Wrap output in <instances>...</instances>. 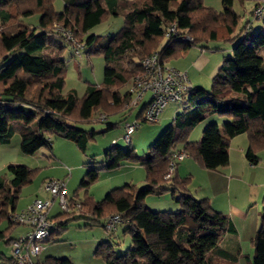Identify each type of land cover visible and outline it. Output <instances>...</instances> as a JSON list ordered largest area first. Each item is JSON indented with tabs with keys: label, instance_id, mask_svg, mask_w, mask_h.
Masks as SVG:
<instances>
[{
	"label": "trees",
	"instance_id": "1",
	"mask_svg": "<svg viewBox=\"0 0 264 264\" xmlns=\"http://www.w3.org/2000/svg\"><path fill=\"white\" fill-rule=\"evenodd\" d=\"M234 1L223 0V9L217 12L206 7L203 0H64V11L57 13L56 0H0V147L9 145L19 133L23 155L33 156L43 148L52 151V136L74 139L85 152L96 132L84 131L73 122H88L94 113L103 122L118 114V107L127 116L144 102L136 120L124 121V131L127 123L136 122L139 127L144 122L156 123L170 104H183V111L146 153L138 155L133 149L112 143L99 167L97 163L88 166L79 189L88 190L102 171H116L128 164L145 169L146 186L128 184L112 189L101 201H94L88 194L82 201L77 192L69 198L80 205L78 210L64 213L60 209L59 216L49 218L57 220L51 238L56 229L67 225L68 222L58 224V219L65 215H88L84 218L88 222L85 228L101 224L106 230L108 217L118 214L122 224H126L123 233L131 238V245L118 254L111 242L100 243L94 255L106 264L237 263L238 255L219 248L224 235L234 232L229 216L214 210L208 199L198 200L190 194L191 176L180 178L176 170L170 180L165 179L170 159L179 153L188 154L205 170L227 166L230 141L241 134L249 137L246 158L251 164L258 162L257 154L264 150V61L260 55L264 51V17L257 31L250 28L253 18L238 30L240 17L233 10ZM30 16H39L36 26L21 21ZM114 17L123 19L117 33L105 37L92 33L95 27ZM173 26L178 35L191 41L183 42L170 33ZM59 28L70 32L72 38ZM55 36L67 41L76 55L80 56L87 47L88 57H104L103 82L89 86L82 99L74 90L63 94L67 65L60 57L64 48L54 40ZM219 43L229 44L232 55L223 60L211 87L196 88L191 84L192 92L182 102L167 105L158 121L144 117L153 102L151 92L145 93L135 106L131 105L130 93L121 92L142 73L146 59L156 56L163 68L172 67L169 61L177 59L182 51L190 47L207 50L211 49L210 44L222 48ZM50 48L54 54L45 53ZM147 94L151 96L145 101ZM212 114L227 120L221 126L211 123L200 141H189L191 132ZM34 175L35 170L16 163L0 174V224L8 222L7 228L0 231V241L10 247L18 239L10 238L11 231L22 226L15 225L11 216L18 209L24 185L32 182ZM166 193H172L179 209L150 211L146 199ZM251 242L255 251L251 264H264V209L261 227ZM13 259L12 253L0 256L9 264H14ZM34 264L73 263L49 257Z\"/></svg>",
	"mask_w": 264,
	"mask_h": 264
},
{
	"label": "rangeland",
	"instance_id": "2",
	"mask_svg": "<svg viewBox=\"0 0 264 264\" xmlns=\"http://www.w3.org/2000/svg\"><path fill=\"white\" fill-rule=\"evenodd\" d=\"M253 1L254 0L234 1L233 10L240 17L238 30H240L242 27L244 28L250 19H252V15L250 16V10L253 5ZM203 4L206 7L213 8L217 12H221L223 9V0H203ZM54 9L57 13H62L64 11V0H56L54 3ZM38 20L39 16H30L21 19L23 23L32 26H36ZM253 22L254 27H252V30L257 31L262 21L257 20ZM74 25L77 26V22H74ZM122 26L123 19L114 17L107 22L95 27L92 30V33L105 37L117 33ZM54 40L58 41L63 46L64 50L60 54V57L66 62L67 65L65 76L66 85L63 93L67 94L68 92L74 90L76 91L77 96L82 99L89 86H99L103 82L105 73L104 57L103 55H94L88 57L85 54L88 50L87 47L85 50H83L80 56L76 55L67 41L57 36L54 37ZM218 46H221L224 49V51H222L220 54L226 56V49L230 47L229 44L219 43ZM51 50V48L48 49L46 53ZM230 55H232V53ZM128 85L129 92L131 86L130 82ZM210 85L206 89H209L211 87ZM150 96L151 94H147L145 101H147ZM142 104H144V102ZM111 105L114 106L113 104ZM125 109L126 107L124 106V110ZM139 110L140 108L134 110V114H132L133 120L138 116L140 112ZM117 111H119L118 114L111 115L103 122H101L102 120L98 121L100 116L98 113H94L91 120L88 122H73L74 126H77L84 131L96 132L94 139L87 143V148L83 153L79 152L77 144L74 140L61 139L58 136H52L50 137L52 151H50L48 148H43L33 156L23 155L19 148L20 136L17 135V139L13 143V148H16L15 145H17L18 155L15 156L13 151L8 157H10V159L16 164L24 165L30 170H35V175L32 182L25 184L22 189L17 212L25 209L33 202V200L37 197L35 195L39 190L41 181L49 176H52L54 180L62 181L64 179L69 197H74L78 192L79 199L82 201L85 199L86 194H88L95 201H101L105 198L108 191H111L112 189L123 188L128 184L136 185L138 188H144L146 186V172L144 168H126V165H124L122 168L116 171H102L97 181L88 190L79 189V186L87 173L88 166H92L94 163H97L96 167L100 166V163L105 160V151L111 148L112 140L116 142V147L122 149H133L138 155L146 153L149 147H151L162 135V133L169 127L174 117L183 111V104H175L167 107L160 115L159 121L156 123H141L140 127L133 136L131 145L126 144L125 140L123 139L124 121H132L130 120V115L126 116L122 114V107H118ZM113 112H115V110ZM209 120L210 117L208 116L204 122H202L192 131V133L189 135L190 141H199L195 139L198 136L200 130L203 133V131L206 129L205 128L203 130L204 126L208 127L211 124H208ZM225 120L227 119L225 118L224 121ZM222 124L223 122H221L219 125L221 126ZM110 125H112V129H109ZM56 155H58V157ZM68 169L70 170L69 172ZM6 172L7 166L0 168V174H5ZM166 194H168L167 198L169 201H166V197H164ZM166 194L161 197L156 195H151L148 197L151 198L149 199L148 203L150 208L147 206L150 211H176H170V205L172 204L170 203L172 200V193ZM39 195L47 197V194L43 192V189L40 191ZM22 206L25 207L22 208ZM61 213L62 212L59 208V204L55 203L53 209L49 212V218L59 216ZM84 218H89V216L85 214L80 215L76 212L68 216L65 215L58 219V224L68 222L67 225L65 227H61V229H56L50 241H47L44 244V249L39 258L34 257L33 260L35 262L43 263L47 258L53 257L57 259H68L73 264H102L104 261L94 255L95 250L97 249L96 239L101 233L108 235V241L114 244L118 254L122 253L124 250L126 251L128 247H130L131 238L125 236L123 233L126 229V224L120 225L121 227L119 229V233L116 235V232L110 233L105 230L101 224L92 228H85L88 222ZM51 221L57 223L56 219ZM102 222L103 220H101V223ZM7 226V221L2 222L0 224V231L6 229ZM22 227L23 226L15 227L10 233V238H19L22 233L20 232ZM11 253V247L4 241H0V256L3 254L11 256Z\"/></svg>",
	"mask_w": 264,
	"mask_h": 264
},
{
	"label": "crops",
	"instance_id": "3",
	"mask_svg": "<svg viewBox=\"0 0 264 264\" xmlns=\"http://www.w3.org/2000/svg\"><path fill=\"white\" fill-rule=\"evenodd\" d=\"M261 2H264V0L253 1V5L250 10V16L252 15L253 9ZM251 21L252 20L250 19L249 22ZM253 23L254 22L252 21L250 28L254 27ZM210 45L211 49L207 50H203L200 47H190L187 50L182 51L177 59L169 61L168 64L180 71L187 73L188 78L194 87L206 89L210 84H212V79L222 65L225 57L229 56L232 51L231 47L227 48V55L224 56L220 54L222 51H224L223 48H217L213 44ZM46 54L54 53H52L51 50ZM260 55L264 61V51H261ZM121 92L123 94H128V86L124 87ZM143 107V104L138 106V108H140L139 114L143 111ZM138 108L134 110H137ZM134 110L128 114L130 115V120H133L132 114H134ZM209 117L210 120L208 124L213 122L220 124L224 121V118H219L214 114ZM134 120H136V118ZM205 128L206 127L204 126L203 130ZM17 135H19V133L14 135L9 145L0 147V168H4L14 163L8 156L13 151L15 156L18 155L17 145H15L16 148H13V143L16 141ZM200 136L202 137L201 130L195 140L200 141ZM74 141L76 142V140ZM113 141L114 140H112V142ZM248 147V135L241 134L234 137L230 141L229 164L227 166L216 171H209L203 169L197 163V161L188 157L185 161L179 164L176 173V176L180 178H186L189 176L192 177L189 191L194 198L198 200L208 199L214 210L229 216L234 226V232L224 235L220 242L219 248L231 255H238L239 258L235 264H251V259H253L255 256V251L252 247L251 241L254 234L261 227L262 212L264 209V150L257 154L259 158L258 162L256 164H251L246 158ZM78 150L79 152L83 153L79 148ZM56 156L58 157V155ZM125 167L137 168L140 166L128 164ZM69 171L70 170L68 169V172ZM49 179H53V177L49 176L41 181L39 190L35 196H42L39 195L40 191H42V184ZM167 195L168 194H166L164 197H166V201H169ZM149 199L151 198L147 199L145 203L146 206H148ZM170 203H172L170 205V211H177L179 209L178 204L173 200H171ZM24 207L22 206V208ZM120 227L121 226H119L117 229L116 235L119 233ZM28 231L29 228L23 226L20 230V232H22L20 237L26 234ZM102 242H108V235L105 233L99 234L96 239V246ZM216 261H218V259H216Z\"/></svg>",
	"mask_w": 264,
	"mask_h": 264
},
{
	"label": "built area",
	"instance_id": "4",
	"mask_svg": "<svg viewBox=\"0 0 264 264\" xmlns=\"http://www.w3.org/2000/svg\"><path fill=\"white\" fill-rule=\"evenodd\" d=\"M263 17L264 2L254 8L252 20H261ZM58 30L69 39L72 38L70 32H65L62 28ZM169 32L176 34L183 42L191 41L189 37L178 35L175 26ZM78 47L81 48L80 45ZM130 85L129 93L133 97L131 98L132 106H135L145 93H152L153 102L145 112L144 117L153 122L158 121L159 115L167 105L182 102L185 96L193 90L186 73L168 66L163 68L156 56L144 61L142 73L136 76L130 82ZM138 127L139 124L136 122L125 124L123 139L127 144L132 142ZM112 143L115 144L116 142L113 141ZM186 158H188V154L179 153L170 159V165L165 175L166 180H170L174 176L177 164L183 162ZM42 189L48 195L47 197L37 196L25 209L19 212L16 211L11 216V220L15 225L29 228V231L14 241L11 246L14 264H34L33 258L42 253L44 244L50 240L51 233L56 228V224L49 219V212L55 203L59 204L64 213H70L73 209L78 210L80 208L79 204L71 202L64 180H47L43 183ZM122 223V218L118 214H112L106 222V230L115 232ZM0 264L9 263L0 260Z\"/></svg>",
	"mask_w": 264,
	"mask_h": 264
}]
</instances>
